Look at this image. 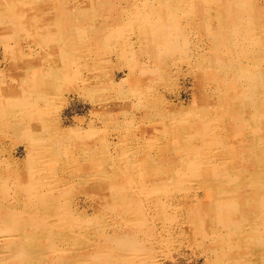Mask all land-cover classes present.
Here are the masks:
<instances>
[{"label":"bare ground","instance_id":"obj_1","mask_svg":"<svg viewBox=\"0 0 264 264\" xmlns=\"http://www.w3.org/2000/svg\"><path fill=\"white\" fill-rule=\"evenodd\" d=\"M183 239L264 264V0H0V264H154Z\"/></svg>","mask_w":264,"mask_h":264},{"label":"rangeland","instance_id":"obj_2","mask_svg":"<svg viewBox=\"0 0 264 264\" xmlns=\"http://www.w3.org/2000/svg\"><path fill=\"white\" fill-rule=\"evenodd\" d=\"M184 70H186V68H184ZM120 79H124V76L120 75L119 80ZM189 82L190 83H189V85H187V87H185L184 82H182V81L178 82L176 84L175 88H174L176 92H180L181 91V93H182V96H181L182 98L181 99L182 100L181 99L180 100L183 102V105H184L185 108L192 104L193 94L195 93L194 87L191 85L193 81L189 79ZM185 88H188V90L187 89L185 90ZM173 100L175 101V103L180 102V100H177V99H173ZM67 108H66L67 110L66 109L64 110V114H65L64 117L68 118V120L71 121V122H73L76 119H85L87 121L91 119V113H90L91 107L89 105L85 104V103L78 104L76 101L75 102L72 101V103L70 104V107L68 106ZM18 156H17L18 158L21 157V159H23V147H21V146L18 147ZM187 224H185L186 226L185 225L182 226V225H180V222H179V223L175 224V226H171V228L175 232H179L180 230L177 231L176 229H179L180 227H182L181 230L183 229L184 230L183 232L186 233V229H189V227H190L189 224H188V226H187ZM159 227L161 228V224H160ZM185 227H187V228L185 229ZM189 230H188L187 233H189ZM183 240H184V242H182ZM183 240H179L178 244L172 245V248L173 247L177 248L176 251H172L171 250L172 251V255L169 257V258L172 257V259L174 260V263L172 262L173 260L172 259L170 260L169 258L167 259L169 261H167V260L165 261V259H163L162 256H160L161 255L160 253H157L156 254L157 256L156 255L154 256L153 263L154 264H206L207 263V261H206L207 257H206V255H203L202 251H200V250L192 251V247H191L190 244H194L195 243L194 242L195 239H192L190 241H186L185 239H183ZM180 246H182V247H180ZM176 253L177 254L179 253L180 255L178 254V256H180V257H178L176 255ZM184 253H188V256H185V257L181 256ZM159 257H160V259L158 260ZM195 260L197 262H195ZM160 261H162V262H160Z\"/></svg>","mask_w":264,"mask_h":264}]
</instances>
